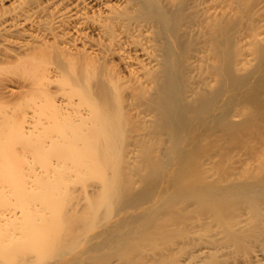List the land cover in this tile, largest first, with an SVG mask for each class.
<instances>
[{"label": "bare ground", "instance_id": "1", "mask_svg": "<svg viewBox=\"0 0 264 264\" xmlns=\"http://www.w3.org/2000/svg\"><path fill=\"white\" fill-rule=\"evenodd\" d=\"M0 264H264V0H0Z\"/></svg>", "mask_w": 264, "mask_h": 264}]
</instances>
